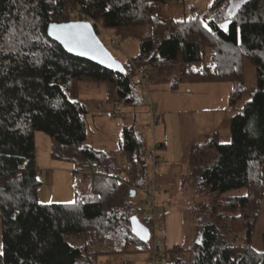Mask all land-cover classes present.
<instances>
[{
    "label": "trees",
    "instance_id": "1",
    "mask_svg": "<svg viewBox=\"0 0 264 264\" xmlns=\"http://www.w3.org/2000/svg\"><path fill=\"white\" fill-rule=\"evenodd\" d=\"M167 1L0 0V264H97L100 255L140 254L150 246L158 254L153 220L135 216L130 193L143 190L148 180L142 140L124 129L114 152L86 145L87 109L78 95L80 85L95 84L108 102L136 107L137 71L153 81L176 69L172 90L178 82L231 83L228 101L235 111L228 144L213 131L186 153L195 191L208 197L192 208L195 239L200 233L202 240L194 243L191 264H264V232L261 250L252 247L264 199V0H247L231 15L206 22L207 28L199 18L164 16ZM88 19L136 39L138 56L121 64L122 71H107L67 54L47 35L50 23ZM245 61L255 73L250 92ZM246 93L248 100L239 106ZM38 132L49 138L52 160L71 162L89 175L87 195L75 194L70 204L39 201ZM237 190L244 194L228 196ZM133 216L141 234L131 228ZM181 251L170 250L166 264H184L173 257Z\"/></svg>",
    "mask_w": 264,
    "mask_h": 264
},
{
    "label": "rangeland",
    "instance_id": "2",
    "mask_svg": "<svg viewBox=\"0 0 264 264\" xmlns=\"http://www.w3.org/2000/svg\"><path fill=\"white\" fill-rule=\"evenodd\" d=\"M245 1L247 0H229L227 3L216 5V0H169L162 9V13L178 21L199 18L205 25L217 16L229 15ZM97 24L100 30L98 38L114 60L124 64L127 60L131 61L138 56L139 45L136 39L119 36L113 31L102 29L98 22ZM137 74L140 77V82L136 84L140 104L136 107L125 105L120 100L108 102L103 87L99 85L79 86V99L87 109L86 145L105 153L114 152L119 148L124 129L133 131L142 140L140 152L144 156L152 150L154 141L164 144V149L157 151L159 165L155 180L159 187L156 198L160 209L155 215V223L162 227V233H156V243L161 242V244L158 249L159 258L154 264H166L170 261L168 254L174 247H180L182 251L174 254L173 257L183 260L184 264H191L192 250L196 240V220L192 208L195 202L205 201L208 197L199 195L195 191V183L185 160L186 155L184 157L182 155L178 117L184 112L214 109L217 123L215 131L218 132L219 142L228 144L231 138L229 120L235 113L230 109L228 101L232 85L227 82L209 84L178 82L177 88L172 90V79L175 77L177 79L178 69L153 81L143 79L140 71H137ZM244 76L246 91L250 92L255 87V73L253 65L248 61L244 62ZM246 100H248L247 93L239 106ZM150 108L154 110L157 120L155 127L151 126ZM50 147V140L44 133L35 134L36 168L42 172L41 175H37L39 201L43 204H70L75 201V194L80 197L87 195L89 186L86 180L89 175L77 172L71 162L52 160ZM146 163L148 165L147 161ZM119 164L118 167L124 168L122 161H119ZM47 171H51L53 175L51 184L46 181ZM151 173L149 168L147 182ZM143 190H138L133 196L134 214L142 222L146 218L153 220L146 206L148 195L143 193ZM243 194V190H237L228 193V196ZM163 199H167L168 203H163ZM161 209H165L166 215ZM188 230L191 236L186 234ZM263 232L264 199L254 229L252 247L257 246V240H260ZM151 255L153 254L150 246L146 252L140 254L116 252L100 255L96 263L123 264L126 261L129 264H148Z\"/></svg>",
    "mask_w": 264,
    "mask_h": 264
},
{
    "label": "water",
    "instance_id": "3",
    "mask_svg": "<svg viewBox=\"0 0 264 264\" xmlns=\"http://www.w3.org/2000/svg\"><path fill=\"white\" fill-rule=\"evenodd\" d=\"M225 23L227 27V24L229 22L226 21L223 24ZM53 24L55 25H84V24H87L88 28L86 29L82 27L65 29V31H70L73 33H83L87 41L86 46H77L75 44H67L65 43V40L63 38H57L59 35V32L52 28ZM47 35L51 40L59 44L67 54L73 57H77V58L86 60L88 62H91L107 71L119 72V71H122L123 69L122 65L118 61L114 60L111 54L102 45L98 36L95 33L94 26L87 21H75V22H67V23H50L47 28ZM69 48H71L72 50H69ZM130 193H131V197L135 195L134 190H131ZM130 222H131V228L136 234H141L143 232L142 228L138 224V219L135 216L131 217ZM201 240H202V236L199 233L195 240V244L200 245ZM197 241H199V243H197Z\"/></svg>",
    "mask_w": 264,
    "mask_h": 264
},
{
    "label": "crops",
    "instance_id": "4",
    "mask_svg": "<svg viewBox=\"0 0 264 264\" xmlns=\"http://www.w3.org/2000/svg\"><path fill=\"white\" fill-rule=\"evenodd\" d=\"M180 139L182 144V155H186L188 148L199 139L204 137L206 134L216 130V114L214 109H200L196 112H184L178 117ZM161 144V143H159ZM164 149V147H163ZM52 166V162H50ZM38 169V168H37ZM39 170V169H38ZM47 183L53 182V175L50 172H46ZM167 199H163V202ZM168 201V200H167ZM162 213L166 215L165 209H161ZM187 215V214H186ZM188 218V217H187ZM189 221V219H188ZM188 236H191L190 230H188ZM262 235V233H261ZM262 243L257 240L256 250H261Z\"/></svg>",
    "mask_w": 264,
    "mask_h": 264
},
{
    "label": "built area",
    "instance_id": "5",
    "mask_svg": "<svg viewBox=\"0 0 264 264\" xmlns=\"http://www.w3.org/2000/svg\"><path fill=\"white\" fill-rule=\"evenodd\" d=\"M90 24H92L94 27H98L97 22L92 21V20H86ZM140 78V77H139ZM150 117H151V126L154 127L155 121H154V110L150 108ZM158 151V144L154 141L152 144V150L147 154V162L149 165V168L151 169V176L149 181L147 182L143 193L147 194V201H146V206L148 209V214L152 216L153 218V235H154V246L157 248L160 246V244L156 243L157 240V235L156 233L158 232L159 234L162 233V227L159 225L157 226L155 223V215L159 212L160 207L158 206L156 202V191L158 190V187L156 186V170L159 165V158L157 155ZM42 173V172H41ZM41 173H37V175H40ZM163 203H168L167 200H165ZM158 259V254L156 252L151 255L150 259L148 260V264H154V262ZM123 264H129L128 262L124 261Z\"/></svg>",
    "mask_w": 264,
    "mask_h": 264
},
{
    "label": "snow or ice",
    "instance_id": "6",
    "mask_svg": "<svg viewBox=\"0 0 264 264\" xmlns=\"http://www.w3.org/2000/svg\"><path fill=\"white\" fill-rule=\"evenodd\" d=\"M238 6L239 5H237V7ZM230 15H231V13H230ZM77 27H82V28L86 29V28H88V25L87 24H84V25H55V24H53L52 25V28L59 32V35L57 38H63L65 40V43L75 44L77 46H86L87 41H86V38L83 35V33H73L70 31H65V29H71V28H77ZM205 27L207 28L208 25L205 24ZM220 27L226 29V23L221 24ZM208 30L211 31L210 28ZM69 50H72V49L69 48ZM197 243H199V241H197ZM0 255H2V253H0Z\"/></svg>",
    "mask_w": 264,
    "mask_h": 264
}]
</instances>
